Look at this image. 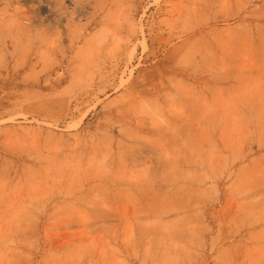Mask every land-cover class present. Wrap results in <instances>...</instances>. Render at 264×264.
Masks as SVG:
<instances>
[{
	"label": "rangeland",
	"instance_id": "obj_1",
	"mask_svg": "<svg viewBox=\"0 0 264 264\" xmlns=\"http://www.w3.org/2000/svg\"><path fill=\"white\" fill-rule=\"evenodd\" d=\"M0 264H264V0H0Z\"/></svg>",
	"mask_w": 264,
	"mask_h": 264
}]
</instances>
